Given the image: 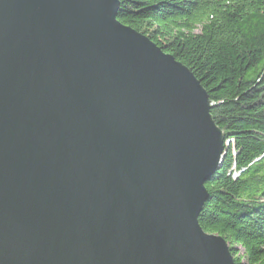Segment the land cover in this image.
I'll list each match as a JSON object with an SVG mask.
<instances>
[{
	"label": "water",
	"instance_id": "obj_1",
	"mask_svg": "<svg viewBox=\"0 0 264 264\" xmlns=\"http://www.w3.org/2000/svg\"><path fill=\"white\" fill-rule=\"evenodd\" d=\"M119 4L0 0V264H234L212 102Z\"/></svg>",
	"mask_w": 264,
	"mask_h": 264
},
{
	"label": "trees",
	"instance_id": "obj_2",
	"mask_svg": "<svg viewBox=\"0 0 264 264\" xmlns=\"http://www.w3.org/2000/svg\"><path fill=\"white\" fill-rule=\"evenodd\" d=\"M117 20L185 65L224 137L198 223L264 264V0H119Z\"/></svg>",
	"mask_w": 264,
	"mask_h": 264
}]
</instances>
